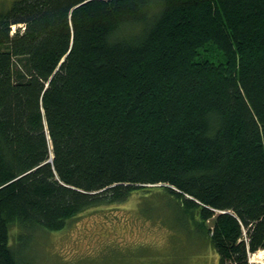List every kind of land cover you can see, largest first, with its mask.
<instances>
[{"label":"trees","instance_id":"obj_1","mask_svg":"<svg viewBox=\"0 0 264 264\" xmlns=\"http://www.w3.org/2000/svg\"><path fill=\"white\" fill-rule=\"evenodd\" d=\"M149 191L219 264L264 250V0L0 9V264H21L15 225Z\"/></svg>","mask_w":264,"mask_h":264},{"label":"rangeland","instance_id":"obj_2","mask_svg":"<svg viewBox=\"0 0 264 264\" xmlns=\"http://www.w3.org/2000/svg\"><path fill=\"white\" fill-rule=\"evenodd\" d=\"M11 1L0 0V9ZM165 200L155 191L137 193L88 209L61 231L29 230L22 240L15 225L10 243L21 264H219L207 233L179 219Z\"/></svg>","mask_w":264,"mask_h":264},{"label":"built area","instance_id":"obj_3","mask_svg":"<svg viewBox=\"0 0 264 264\" xmlns=\"http://www.w3.org/2000/svg\"><path fill=\"white\" fill-rule=\"evenodd\" d=\"M245 236V235H244ZM261 254H264L263 252H259V254L256 253H249L248 254V261L249 264H264V258H259L261 256ZM264 257V256H263ZM259 258V259H258Z\"/></svg>","mask_w":264,"mask_h":264},{"label":"bare ground","instance_id":"obj_4","mask_svg":"<svg viewBox=\"0 0 264 264\" xmlns=\"http://www.w3.org/2000/svg\"><path fill=\"white\" fill-rule=\"evenodd\" d=\"M261 256H262V254H261ZM261 256H260V258H262Z\"/></svg>","mask_w":264,"mask_h":264}]
</instances>
